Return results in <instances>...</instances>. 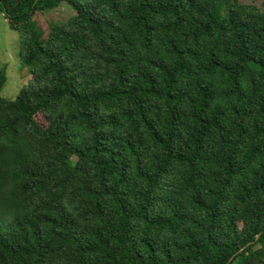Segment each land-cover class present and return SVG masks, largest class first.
Returning a JSON list of instances; mask_svg holds the SVG:
<instances>
[{
    "label": "trees",
    "instance_id": "16d2710c",
    "mask_svg": "<svg viewBox=\"0 0 264 264\" xmlns=\"http://www.w3.org/2000/svg\"><path fill=\"white\" fill-rule=\"evenodd\" d=\"M62 4L73 13L44 30L36 16ZM0 14L30 68L0 97V264H264V9L0 0Z\"/></svg>",
    "mask_w": 264,
    "mask_h": 264
},
{
    "label": "rangeland",
    "instance_id": "374dc122",
    "mask_svg": "<svg viewBox=\"0 0 264 264\" xmlns=\"http://www.w3.org/2000/svg\"><path fill=\"white\" fill-rule=\"evenodd\" d=\"M241 4H254L264 9V0H238ZM69 6L62 4L56 10L38 14L37 23L45 30L49 20L62 21L72 14ZM224 15V10H220ZM20 43L18 33L9 28L0 14V68H4L5 82L0 90V97L14 99L19 90L30 80V68L20 61Z\"/></svg>",
    "mask_w": 264,
    "mask_h": 264
}]
</instances>
